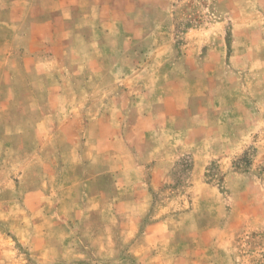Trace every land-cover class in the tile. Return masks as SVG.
<instances>
[{"label": "crops", "instance_id": "1", "mask_svg": "<svg viewBox=\"0 0 264 264\" xmlns=\"http://www.w3.org/2000/svg\"><path fill=\"white\" fill-rule=\"evenodd\" d=\"M260 68L264 0H0V153L33 174L34 264H245L207 173L244 187L256 121L217 101Z\"/></svg>", "mask_w": 264, "mask_h": 264}, {"label": "rangeland", "instance_id": "2", "mask_svg": "<svg viewBox=\"0 0 264 264\" xmlns=\"http://www.w3.org/2000/svg\"><path fill=\"white\" fill-rule=\"evenodd\" d=\"M179 32L183 33L185 30H179ZM262 68L245 73L241 77L244 86L239 91L227 90V87H224L222 97L217 101L242 105L256 121L253 125L254 139L251 141L245 139L246 142H242L245 149L235 157L232 166V171L238 176L247 177L244 187L237 193L232 192L229 183L225 182V175L218 170L217 164L213 163L207 173L208 181L216 185L221 193L222 215L227 217L234 213L230 232L233 259L245 264H264V162L253 167L256 144L262 140L264 145V71ZM2 127L4 125L0 126V134ZM244 136H247L246 132ZM4 143V147H9V142ZM1 154L0 264H34L33 255L18 237L19 229H29L31 226L27 216L28 211L20 202L24 194L35 187L31 185L33 174L25 173L22 178H19L16 167L13 166L14 163L7 158L8 154H2L4 157H1ZM262 154L264 157V152ZM258 161L261 162L262 158H258ZM35 175L36 182H39L40 175L37 172ZM231 200H235L236 203L232 204ZM94 218H98V215H94ZM221 223L224 224L225 221ZM201 224L207 225V221L203 220Z\"/></svg>", "mask_w": 264, "mask_h": 264}]
</instances>
